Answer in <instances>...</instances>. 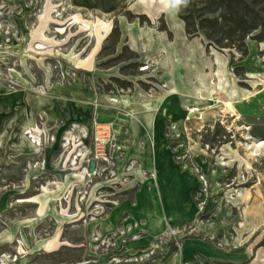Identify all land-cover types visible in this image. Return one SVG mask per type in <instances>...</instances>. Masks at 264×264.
I'll list each match as a JSON object with an SVG mask.
<instances>
[{
    "label": "rangeland",
    "instance_id": "1",
    "mask_svg": "<svg viewBox=\"0 0 264 264\" xmlns=\"http://www.w3.org/2000/svg\"><path fill=\"white\" fill-rule=\"evenodd\" d=\"M155 3L0 0V264H264V148L247 147L264 140L251 135L264 126V50L248 40L249 55L232 59L188 39ZM177 40L203 68L188 88L163 48ZM163 106L168 150L198 185L191 222L175 225L161 208L165 225L153 229L136 206L156 143L138 124ZM191 242L211 254L188 260Z\"/></svg>",
    "mask_w": 264,
    "mask_h": 264
},
{
    "label": "trees",
    "instance_id": "2",
    "mask_svg": "<svg viewBox=\"0 0 264 264\" xmlns=\"http://www.w3.org/2000/svg\"><path fill=\"white\" fill-rule=\"evenodd\" d=\"M178 19L184 25L188 39L202 38L208 47L218 51H228L232 59L236 53L243 60L249 55L247 41L264 43V0H190L187 7L177 13ZM131 20L136 15L129 14ZM163 30H166L164 24ZM120 29L115 26L107 41L114 42V47L108 56L116 54V46L120 42ZM106 49H102L101 54ZM124 61L123 53L108 60L106 64H117ZM131 67L136 68V63ZM240 69L237 72L240 75ZM123 88L130 86L128 82L115 79ZM251 135L264 138V126L253 127ZM227 143L224 141V144ZM264 246V240L258 247Z\"/></svg>",
    "mask_w": 264,
    "mask_h": 264
},
{
    "label": "crops",
    "instance_id": "3",
    "mask_svg": "<svg viewBox=\"0 0 264 264\" xmlns=\"http://www.w3.org/2000/svg\"><path fill=\"white\" fill-rule=\"evenodd\" d=\"M179 22L183 24L180 20ZM139 126L144 128L143 132L145 138L149 141L150 139H154L156 143L152 154L153 159L150 157L151 154H149L150 151H152L151 148L148 149V155L145 157V167H147L148 172L156 173V179L151 185H143L136 206V216L147 219L148 226L153 229L164 227L165 213L169 216V220L175 225L181 226L191 222L193 216L191 218L188 214V195L194 191L198 185L197 180L191 177L190 174L181 171L174 163L168 150L165 137L163 136V124L158 122V126L157 124L155 126V123L152 124L150 119H143L138 124V127ZM155 133L156 135L154 136ZM161 208L164 214L161 213ZM211 252L212 246L191 242L186 245L183 254L184 257L191 260V257L195 254L208 257ZM246 259L247 258H243L240 262L228 260L224 263L243 264L247 261Z\"/></svg>",
    "mask_w": 264,
    "mask_h": 264
},
{
    "label": "bare ground",
    "instance_id": "4",
    "mask_svg": "<svg viewBox=\"0 0 264 264\" xmlns=\"http://www.w3.org/2000/svg\"><path fill=\"white\" fill-rule=\"evenodd\" d=\"M152 2H154V3L156 2L158 4V6L160 7V9H168V7L165 3V0H152ZM170 13H171L170 15L172 17H174L175 12L170 11ZM180 26L182 27L181 23H180ZM260 47L264 50V43H261ZM163 48H164L166 56H167V59H166L167 62L173 66V68L178 72V74L182 75V81L184 82V87L188 88L190 86V78L195 77L198 74V71L203 70L201 63L198 61L197 53L194 52L193 49H191L187 44H185L181 40H177L175 43L166 42V43H164ZM216 63H217V65H219V71L215 75V77H217L219 79V81L222 82V80L224 78V74H223V68L221 67V65L219 63L218 57H217ZM248 76L251 79L257 78V75H255V74H249ZM202 84H203V81L199 80L198 87L201 86ZM198 87L196 86V88H198ZM263 91H264V89L261 91V93ZM212 95H214V94H212ZM109 101L114 105H119V104L128 105L129 104V99L126 97H110ZM224 105L228 108V110L232 106L231 103L228 101L225 102ZM163 107H162L163 108L162 112H161V109L157 110L155 113H152V115L149 116V118H148V119H150L152 124L155 123V126H156V124L158 126V122L162 121V119H160V118H159L160 120L158 121V116L159 117L161 116L163 118L167 116V111L165 108L166 106H163ZM196 110L197 109H192L191 113H194ZM202 116L204 117V114H202ZM155 135H156V133L154 134V136ZM248 139H250V138H248ZM250 140H251V142L247 146L249 150H253V152H255L257 149L264 148V140H254V139H250ZM155 174L156 173L154 172L153 179L148 181L146 184L151 185L152 182H155V179H156ZM86 175H87L86 170L81 172V176L84 177ZM21 202H23V201H21Z\"/></svg>",
    "mask_w": 264,
    "mask_h": 264
},
{
    "label": "clouds",
    "instance_id": "5",
    "mask_svg": "<svg viewBox=\"0 0 264 264\" xmlns=\"http://www.w3.org/2000/svg\"><path fill=\"white\" fill-rule=\"evenodd\" d=\"M165 3L169 11L179 12L181 8L187 7L190 3V0H165Z\"/></svg>",
    "mask_w": 264,
    "mask_h": 264
},
{
    "label": "water",
    "instance_id": "6",
    "mask_svg": "<svg viewBox=\"0 0 264 264\" xmlns=\"http://www.w3.org/2000/svg\"><path fill=\"white\" fill-rule=\"evenodd\" d=\"M96 172V162L95 161H91L89 164V168H88V173L89 174H94Z\"/></svg>",
    "mask_w": 264,
    "mask_h": 264
}]
</instances>
